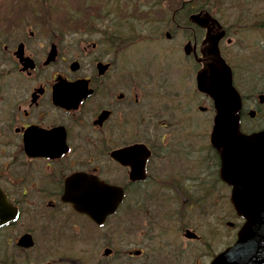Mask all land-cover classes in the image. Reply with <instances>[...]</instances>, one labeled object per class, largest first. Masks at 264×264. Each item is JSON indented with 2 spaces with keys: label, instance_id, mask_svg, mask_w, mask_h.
Masks as SVG:
<instances>
[{
  "label": "flooded vegetation",
  "instance_id": "af4514ba",
  "mask_svg": "<svg viewBox=\"0 0 264 264\" xmlns=\"http://www.w3.org/2000/svg\"><path fill=\"white\" fill-rule=\"evenodd\" d=\"M28 1L0 0V196L9 206L0 264H210L244 220L209 129L171 125L181 111L171 107V3H73L71 15L64 3ZM220 2L232 3L228 13L201 9L200 48L195 35L184 39L183 88L194 95L183 100L187 108L200 94L195 77L215 61L209 39L226 12L220 56L234 76L252 69L249 90L237 89L240 120L252 112L255 123L264 119V47L253 37L264 36V0ZM160 22V55L129 49V38L158 39Z\"/></svg>",
  "mask_w": 264,
  "mask_h": 264
},
{
  "label": "water",
  "instance_id": "95a60500",
  "mask_svg": "<svg viewBox=\"0 0 264 264\" xmlns=\"http://www.w3.org/2000/svg\"><path fill=\"white\" fill-rule=\"evenodd\" d=\"M201 24L198 16H191ZM188 48L185 49L186 52ZM223 78L212 74L213 86L204 88L203 75H198V88L212 95L216 108L211 141L221 148L224 179L234 184V203L245 222L236 243L227 248L213 264H264V131L244 135L238 132L240 101L230 86V73ZM225 73V75H224ZM239 170V173L232 172ZM3 211L0 210V214Z\"/></svg>",
  "mask_w": 264,
  "mask_h": 264
},
{
  "label": "rangeland",
  "instance_id": "374dc122",
  "mask_svg": "<svg viewBox=\"0 0 264 264\" xmlns=\"http://www.w3.org/2000/svg\"><path fill=\"white\" fill-rule=\"evenodd\" d=\"M65 1V3L67 2V3H76L75 2V0H64ZM52 3H56V1L55 0H53V2ZM185 35V34H184ZM181 36L182 35H180V36H178V38H176L174 41H171V48H172V50H174V51H176L177 52V55L175 54L174 56H172V58L174 59V60H177V57H178V49H179V46H180V44H179V42L181 41ZM263 43H264V41H263ZM155 44L156 43H151V44H148V43H141V44H139L138 46H136V48L134 49L135 50V53H136V50L137 49H140V50H142L143 52L145 51L146 52V55H147V51L148 50H150V53H152V51H157L158 49V46H155ZM157 53V52H156ZM179 53H180V49H179ZM140 56H141V54H137L136 55V57H138V58H140ZM178 62V61H177ZM189 63V62H188ZM171 70H172V67H171ZM238 73H239V76L237 75V78H238V83H239V85H240V87L241 88H243L242 89V91L245 89V90H249V87L246 85V83L244 82V81H242V79H245L246 80V78H247V80H248V76H251V75H253V71H252V69L251 68H249V71H247V70H245V68L243 67V69L242 70H238ZM185 78H186V76H185ZM184 78V76H183V74L181 73L180 74V78H179V75L178 74H176V73H174L173 74V77L171 76V79L172 80H176V81H174L175 83L178 81V82H181V83H185L186 82V79ZM240 79H241V81H240ZM176 87H177V84H175V86H174V89H176ZM261 89L264 91V87H261ZM189 91H191L192 92V90H190V89H188V90H186V91H184V92H182V93H180L179 95H177V99L178 98H185V99H187V97H186V94L188 93H190ZM196 99V98H195ZM196 101H197V99H196ZM193 122H194V125H195V127H197V128H200L201 126L202 127H206V128H209V125H210V122H211V117H210V115H203V114H201V113H199V112H196L195 114H194V116H193ZM245 124H247V125H249L247 122H244ZM227 241V237L225 236V242Z\"/></svg>",
  "mask_w": 264,
  "mask_h": 264
},
{
  "label": "trees",
  "instance_id": "16d2710c",
  "mask_svg": "<svg viewBox=\"0 0 264 264\" xmlns=\"http://www.w3.org/2000/svg\"><path fill=\"white\" fill-rule=\"evenodd\" d=\"M171 1H173L174 3H179V0H171Z\"/></svg>",
  "mask_w": 264,
  "mask_h": 264
}]
</instances>
